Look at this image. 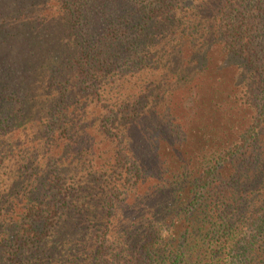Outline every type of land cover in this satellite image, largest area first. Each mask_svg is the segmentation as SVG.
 Returning a JSON list of instances; mask_svg holds the SVG:
<instances>
[{"label": "trees", "instance_id": "trees-1", "mask_svg": "<svg viewBox=\"0 0 264 264\" xmlns=\"http://www.w3.org/2000/svg\"><path fill=\"white\" fill-rule=\"evenodd\" d=\"M0 264H264V0H0Z\"/></svg>", "mask_w": 264, "mask_h": 264}, {"label": "rangeland", "instance_id": "rangeland-1", "mask_svg": "<svg viewBox=\"0 0 264 264\" xmlns=\"http://www.w3.org/2000/svg\"><path fill=\"white\" fill-rule=\"evenodd\" d=\"M207 128V127H206Z\"/></svg>", "mask_w": 264, "mask_h": 264}]
</instances>
